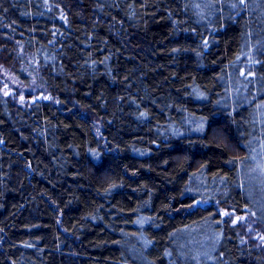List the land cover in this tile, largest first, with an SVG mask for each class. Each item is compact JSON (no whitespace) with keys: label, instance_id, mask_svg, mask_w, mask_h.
Returning a JSON list of instances; mask_svg holds the SVG:
<instances>
[{"label":"trees","instance_id":"1","mask_svg":"<svg viewBox=\"0 0 264 264\" xmlns=\"http://www.w3.org/2000/svg\"><path fill=\"white\" fill-rule=\"evenodd\" d=\"M27 55L52 98L0 92V264H264L221 212L264 230V0H0Z\"/></svg>","mask_w":264,"mask_h":264},{"label":"rangeland","instance_id":"2","mask_svg":"<svg viewBox=\"0 0 264 264\" xmlns=\"http://www.w3.org/2000/svg\"><path fill=\"white\" fill-rule=\"evenodd\" d=\"M23 70L26 75L25 79L18 76L10 66L0 62V92L23 105H28L36 99H51L52 97L40 77L37 62L33 57L28 55L25 57ZM257 117H262L264 120V104L259 106ZM262 126L260 129L264 134V124ZM247 168L254 182L252 186L256 184L255 187L258 188L261 194H259V197L264 200V140H261V145L253 150ZM196 204L200 205L199 202ZM221 212L225 218L232 220L238 226L244 237L256 241L264 251V230L256 226L251 216L247 214L240 216L228 209L221 210ZM201 227H204L203 229L206 233L205 236L198 238L199 241L204 240L210 234L207 232L208 228L206 226ZM204 244L207 243H192V245ZM192 249H194L193 246Z\"/></svg>","mask_w":264,"mask_h":264}]
</instances>
